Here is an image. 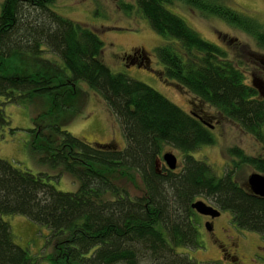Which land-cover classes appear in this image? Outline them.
<instances>
[{
  "label": "trees",
  "instance_id": "16d2710c",
  "mask_svg": "<svg viewBox=\"0 0 264 264\" xmlns=\"http://www.w3.org/2000/svg\"><path fill=\"white\" fill-rule=\"evenodd\" d=\"M55 1L0 2V66L13 56L38 59L47 51L57 55L70 73V81L58 85L48 75L0 73V131L10 125L7 104L48 95L57 106L72 99L77 83L84 82L118 118L127 145L119 149L106 147L110 143H90L54 125L49 137L41 133L49 152L41 161L60 169L59 174H34L0 158V264H38L14 242L5 215H21L48 227L54 264H205L179 252L202 248L199 214L192 208L199 199L230 212L238 228L264 240V198L240 184L235 170L218 176L208 163L191 155L201 146L215 144L209 126L151 86L114 73L101 59L104 42L98 33L52 10ZM116 1L128 15L136 8L170 42L157 48L165 79L264 142V99L256 98L241 70L218 45L203 39L169 9L179 0ZM185 3L239 27L264 45L259 21L217 0ZM167 146L183 155L179 172L158 164ZM229 154L238 159V166L264 174V155L249 156L236 147ZM129 172L141 178L142 196L132 197L116 182V174ZM61 174L77 179L78 190L64 192L50 183Z\"/></svg>",
  "mask_w": 264,
  "mask_h": 264
},
{
  "label": "rangeland",
  "instance_id": "374dc122",
  "mask_svg": "<svg viewBox=\"0 0 264 264\" xmlns=\"http://www.w3.org/2000/svg\"><path fill=\"white\" fill-rule=\"evenodd\" d=\"M126 1L134 3L133 0ZM217 1L259 21L264 26V0ZM51 8L63 17L81 23L98 33L104 42L101 59L114 73L125 74L131 79L151 86L175 105L190 113L192 107L188 100L192 95L177 88L176 82L162 76L164 66L157 57V48L170 42L158 35L136 8L128 15L120 9L116 0H56ZM169 9L185 20L203 39L229 53L236 46H244V44H248L253 50L257 47L256 40L250 34L219 17L206 15L188 6L185 0L177 1L169 6ZM219 33L221 35H218ZM224 35L231 40L239 38L241 44L224 45L222 41ZM137 49L144 51L149 58L150 64L143 63L145 66L148 65V68L132 61L130 56H136ZM245 58L246 56L242 59L243 63H246ZM2 63L0 73L4 75L38 73L53 77L56 85L70 81V73L64 67L63 61L47 51L38 59L29 55H17L3 60ZM242 67L245 68V65L242 64ZM205 108L210 114L218 117L219 113L216 109L210 106ZM4 111L9 117L10 125L0 131V158L34 174L46 173L55 176L61 172L60 169H52L41 161L49 153L46 146L47 139L41 133L47 136L54 133L52 129L54 125H62L73 135L90 143H110L119 149H124L127 145L118 118L108 109L103 99L84 82L77 83L76 93L72 99L61 100L57 106L52 96L45 95L35 96L31 102L20 105L7 104ZM211 124L214 125L212 132L216 139L215 144L201 146L191 155L197 160L208 163L218 176L222 177L227 171L235 170L237 181L246 184L255 170L244 164L238 166L236 164L238 159L231 156L229 150L236 147L249 156H262L264 142L261 143L233 121L219 119L218 122ZM48 146L50 147L51 143H48ZM168 152L177 156L178 167L175 171L179 172L182 168V153L167 146L163 154ZM160 163L165 165L162 159L159 160ZM116 176V182L127 189L132 197L144 194L145 188L137 173L129 172L128 175L116 174ZM49 181L58 190L64 192H75L80 186L77 179L67 174H61L58 179L50 178ZM199 200L209 203L204 199ZM209 204L213 205L211 202ZM3 219L11 227L14 242L37 259L38 264H54L52 259L56 253L54 246L47 244L51 234L48 227L38 225L21 215H5ZM205 220V216L199 215L198 231L202 248H181L179 252L199 263L213 264L215 260L222 259V253L218 248L220 242L226 243L227 236H240L239 256L242 257V264H264V257L258 259V263L250 260L253 247L264 246V240L257 233L238 228L230 212H222L220 218L216 220L214 237L207 230ZM217 239L220 242H215Z\"/></svg>",
  "mask_w": 264,
  "mask_h": 264
},
{
  "label": "flooded vegetation",
  "instance_id": "af4514ba",
  "mask_svg": "<svg viewBox=\"0 0 264 264\" xmlns=\"http://www.w3.org/2000/svg\"><path fill=\"white\" fill-rule=\"evenodd\" d=\"M218 35H221L220 33ZM222 41L224 45L227 44H233L236 43V45L241 44V41L239 38L235 39H229L227 35H224L222 37ZM256 49L253 50V48L248 47V44H244V46H236L233 51L227 52L225 49L220 48L227 54L228 59L231 60L234 65L241 70V72L244 75L245 83L248 86H251L253 90L256 92V98L258 99H264V45H260L259 42H256ZM230 55L232 57L230 58ZM246 56V63L242 62V59ZM132 60H134L136 63H139L142 66H145L143 63H149L148 57L146 55L144 56H130ZM243 57V58H242ZM129 59V58H128ZM245 65V68L242 67ZM148 68V65L145 66ZM150 67V66H149ZM177 88H182L179 85H176ZM191 104L192 109L190 110L191 114H194L197 117H201L204 122L207 123L209 128L213 130L214 125L211 123L218 122L219 119L228 120L224 115L221 113L218 114V117L214 114H210L207 110H205V107H208L207 105L201 103L198 99L195 97H191L190 100H188ZM188 102V103H189ZM218 118V120H216ZM231 121V120H229ZM246 185V184H244ZM206 222H210L213 225V230L211 231L213 237L215 236L214 233V227L215 222L220 217H217L215 219H211L210 217H205ZM219 240L217 239L218 242ZM220 242V241H219ZM240 244H241V237L237 236H227L226 243L220 242V245L218 248L220 249L222 253V259H218L214 261V264L220 262L219 264H242L241 256H239L240 253ZM238 253V254H237ZM264 257V246H255L252 249V258L250 259L254 263H258V259Z\"/></svg>",
  "mask_w": 264,
  "mask_h": 264
},
{
  "label": "water",
  "instance_id": "95a60500",
  "mask_svg": "<svg viewBox=\"0 0 264 264\" xmlns=\"http://www.w3.org/2000/svg\"><path fill=\"white\" fill-rule=\"evenodd\" d=\"M149 61V58H148ZM150 64V61L149 63ZM195 116V115H194ZM200 120H202L201 117H198ZM203 121V120H202ZM204 122V121H203ZM204 124L207 125L206 122ZM106 147H113L116 148L115 146L107 145ZM162 160L164 161L166 167L171 170L175 171L178 167V158L177 156L172 153L168 152L165 153L162 156ZM159 164V160H158ZM160 165V164H159ZM245 187L254 195L258 197L264 198V174H261L259 172H253L250 177L248 178V181L245 185ZM192 208L201 216L205 217H210L211 219H215L217 217L221 216V210L218 208L214 207L213 205H210L202 200L194 202L192 205ZM206 228L209 232L213 230V225L210 222H206Z\"/></svg>",
  "mask_w": 264,
  "mask_h": 264
}]
</instances>
